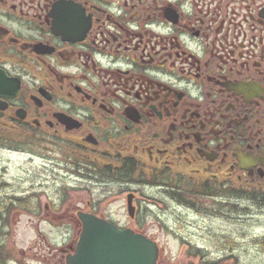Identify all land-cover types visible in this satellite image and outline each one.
<instances>
[{
    "label": "flooded vegetation",
    "instance_id": "obj_1",
    "mask_svg": "<svg viewBox=\"0 0 264 264\" xmlns=\"http://www.w3.org/2000/svg\"><path fill=\"white\" fill-rule=\"evenodd\" d=\"M6 131L133 208L79 201L62 250L79 210L156 239L173 206L223 223L218 264L264 259V0H0Z\"/></svg>",
    "mask_w": 264,
    "mask_h": 264
},
{
    "label": "rangeland",
    "instance_id": "obj_2",
    "mask_svg": "<svg viewBox=\"0 0 264 264\" xmlns=\"http://www.w3.org/2000/svg\"><path fill=\"white\" fill-rule=\"evenodd\" d=\"M10 146L23 152L3 150ZM26 149L19 132H0V264H45L33 255L67 247L74 234L67 215L79 201L98 202L93 210L96 214L125 218L120 203L106 205L109 194L100 189L104 179L77 178L71 174L72 164L54 167L37 156L29 161ZM155 220L164 224L161 231L150 224ZM145 223L161 247L158 264H218L223 225L219 220L172 206L149 211ZM243 244L240 241L241 247ZM263 260L241 256L239 264H262Z\"/></svg>",
    "mask_w": 264,
    "mask_h": 264
},
{
    "label": "water",
    "instance_id": "obj_3",
    "mask_svg": "<svg viewBox=\"0 0 264 264\" xmlns=\"http://www.w3.org/2000/svg\"><path fill=\"white\" fill-rule=\"evenodd\" d=\"M82 233L65 264H156L157 244L131 229H119L92 214L81 213Z\"/></svg>",
    "mask_w": 264,
    "mask_h": 264
}]
</instances>
